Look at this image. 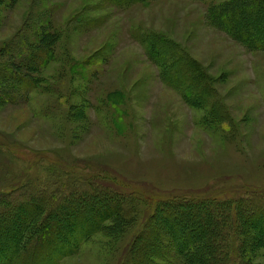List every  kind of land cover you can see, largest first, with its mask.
<instances>
[{
  "label": "rangeland",
  "instance_id": "obj_1",
  "mask_svg": "<svg viewBox=\"0 0 264 264\" xmlns=\"http://www.w3.org/2000/svg\"><path fill=\"white\" fill-rule=\"evenodd\" d=\"M227 1L0 0V65L21 67L30 86L16 102L0 89V196L29 184L60 199L109 189L108 203L119 199L132 222L116 234L106 220L59 264H125L139 235L137 254L147 255L132 264H165L176 255L157 226L158 203L173 199L193 222L211 208L234 213L239 197L264 190V50L213 22V7ZM43 36L44 63L22 64L25 44ZM186 219L182 230L195 228ZM256 222L240 214L197 256L227 264L241 245L238 263L264 264Z\"/></svg>",
  "mask_w": 264,
  "mask_h": 264
},
{
  "label": "trees",
  "instance_id": "obj_2",
  "mask_svg": "<svg viewBox=\"0 0 264 264\" xmlns=\"http://www.w3.org/2000/svg\"><path fill=\"white\" fill-rule=\"evenodd\" d=\"M113 1L117 4H129L146 0ZM211 19L219 28L247 48L264 50V0H229L223 2L213 7ZM44 39L45 36L25 44L23 52L19 53L23 61L22 64L33 61L34 63H44L45 58L39 56L42 55L41 48L46 45ZM153 58L158 64H165V55L154 53ZM0 67V76L4 77L3 83H0V89H4L3 96L9 101L16 102L15 92L22 91L23 86L27 87L29 79L26 74L21 72V67L19 68L17 65L11 67V65L2 64ZM26 70L29 69L26 67ZM167 77L169 79L170 74H166L165 78ZM87 184L84 183L83 186L79 187H84ZM27 190L30 192L24 195ZM72 190L75 189L65 191L66 194L64 193L62 199H60L61 197L57 198L53 193L46 197L43 195L45 199L49 197L48 201L49 199L53 200L47 204L43 197L32 192L30 184L10 192L9 197L12 200L0 196V264H59L60 260L66 256L77 253L80 245L89 236L103 231L106 220L113 223L112 228L119 226L115 229L116 234L123 230L122 227L126 223L132 224L131 221L126 220L125 210L119 199L114 197L112 203H108L110 195H113L109 189H107L109 192L104 193L102 191L95 192L93 191L95 188H93L92 191L87 190L84 193L73 195L72 193L76 192ZM97 192H101V195L98 196ZM251 194H255L251 195L252 200L246 196L239 197L238 205L234 207V213L232 209L230 211L227 209L218 211V209L211 208L204 211L202 216L198 215L193 222L189 220L185 210L177 209L178 203L173 199L164 200L161 204L158 203L159 205L154 208L157 210L160 207L156 216L157 226L162 227L161 223L163 226L166 225V230L163 231L176 255L174 258L172 254V258H168L165 264H208L210 260L215 263L217 258L212 256L213 252L207 253L210 255L205 258L203 255L198 257L197 253H201L202 246L208 248L213 243V236L219 231L225 233L228 230L231 231L229 225L235 221L239 222L240 214L242 223L245 221L247 224L257 226L256 221H259V225L263 226V231L259 232L253 239L254 244L259 242V245L264 247V190L255 191ZM23 196H27L24 201L21 200ZM229 201L231 199L220 200L217 207L222 204L225 205ZM179 202L182 203L183 201ZM253 202L255 205L248 207L249 203L252 204ZM93 205L96 209L89 218L87 217L88 210ZM202 205L204 206V204ZM155 213L156 211L153 212V215ZM64 216L65 219H63ZM183 219L193 223L195 228L182 230V226H184L182 223H185ZM234 229L240 232L238 225L234 224ZM24 240H28V242L23 244ZM141 240L143 241L142 236L139 235L130 241L129 250L124 251L125 264H132L138 259L140 261L145 260L147 253L145 255L142 253L141 256L137 254L142 248H145L142 243L139 244ZM249 243V247L252 246V242ZM255 246L252 250L257 249ZM236 248H239L241 252V245L236 246ZM233 249L229 251L228 260L226 259L227 264H237L235 257L241 258V253L232 251ZM183 253L184 255H182ZM238 264L244 263L240 261Z\"/></svg>",
  "mask_w": 264,
  "mask_h": 264
}]
</instances>
